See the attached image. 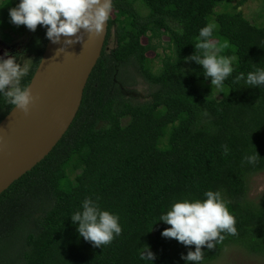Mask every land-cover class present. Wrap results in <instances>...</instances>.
<instances>
[{
  "label": "trees",
  "instance_id": "trees-1",
  "mask_svg": "<svg viewBox=\"0 0 264 264\" xmlns=\"http://www.w3.org/2000/svg\"><path fill=\"white\" fill-rule=\"evenodd\" d=\"M233 1L112 0L104 46L73 121L0 193V264H197L182 258L195 245L162 236L170 225L159 218L175 202L203 201L209 190L221 193L238 234L202 246L199 264H217L235 247L264 259V191L249 195L252 177L264 171V85L234 83L241 72L264 69V17L247 18L241 0ZM18 3L0 0V36L28 34L26 87L48 38L43 25L31 31L11 23ZM211 20L217 55L233 67L219 88L202 65L185 59ZM159 48L167 52L157 55ZM129 69L147 84L144 99L125 93L135 84ZM12 107L0 94V120ZM255 152L260 158L248 163ZM86 198L119 218L122 232L110 244L94 246L72 222ZM145 244L152 261L140 258Z\"/></svg>",
  "mask_w": 264,
  "mask_h": 264
},
{
  "label": "clouds",
  "instance_id": "clouds-1",
  "mask_svg": "<svg viewBox=\"0 0 264 264\" xmlns=\"http://www.w3.org/2000/svg\"><path fill=\"white\" fill-rule=\"evenodd\" d=\"M111 9L112 0H19L18 5L9 10V16L11 23L25 25L31 31H35L38 25L45 26L49 40L59 43L63 36L66 38L64 46H67L83 40L81 29L91 36H100L110 18ZM214 28L215 25L208 24L200 29L196 51L185 59L202 65L204 75L211 77V85L219 88L232 74L233 67L230 58L217 55L219 49L211 39ZM197 50L202 55H197ZM5 55L6 59L0 58V94L14 108L28 114L35 97L29 88L21 86V78L27 75L29 66L26 63L21 66L16 56ZM241 82L248 86L264 85V69L250 71L246 76L243 72L239 73L234 83ZM259 158L255 152L246 160L255 164ZM205 196L203 201L175 202L159 218L170 225L163 230L162 236L174 238L185 246L195 245V251H188L182 258L197 264L203 260L202 246L206 245L209 249L216 247L225 239L221 233L238 234L235 217L230 214L221 193L209 190ZM71 219L74 224L78 223L79 235L96 247L110 244L114 236L122 232L119 218L101 210L90 198L83 201L82 211L72 214ZM140 258L154 260L155 255L147 244L140 249Z\"/></svg>",
  "mask_w": 264,
  "mask_h": 264
},
{
  "label": "water",
  "instance_id": "water-1",
  "mask_svg": "<svg viewBox=\"0 0 264 264\" xmlns=\"http://www.w3.org/2000/svg\"><path fill=\"white\" fill-rule=\"evenodd\" d=\"M107 25L98 37L81 29L83 40L67 46L63 36L59 43L47 39L26 86L35 97L29 113L12 107L0 120V193L42 160L70 126L104 46Z\"/></svg>",
  "mask_w": 264,
  "mask_h": 264
},
{
  "label": "rangeland",
  "instance_id": "rangeland-1",
  "mask_svg": "<svg viewBox=\"0 0 264 264\" xmlns=\"http://www.w3.org/2000/svg\"><path fill=\"white\" fill-rule=\"evenodd\" d=\"M236 1L239 0H235L233 3ZM218 7H220L221 10L225 9L220 5H218ZM226 9L229 10V8ZM238 9H241L244 15L249 19L254 18V16L258 14H261V16L264 17V0H241V6L238 7ZM210 24H213L212 20L210 21ZM8 33L12 36L11 32ZM161 40V42L165 44L168 38L167 36H163ZM27 42L28 34L22 37L14 36L11 40H4L0 36V58L6 59L7 56L5 53H7L9 55L16 56L17 62L20 63L21 66H23L25 63L29 66L31 54L26 51ZM141 42L146 43V37H142ZM113 47L114 37L113 34H111L106 49L109 50ZM164 52L167 51H162V49L159 48L157 50V55H162ZM146 55L151 58L154 57L155 61L158 60L155 57L156 51L150 50L146 53ZM129 74H131L133 77L135 84H133L132 87L125 89V93L137 100L144 99L149 91L147 84L139 76H136L131 69H129ZM250 186V197H256L262 191H264V171L252 177ZM217 264H264V259L259 256L248 254L243 249L235 247L228 248Z\"/></svg>",
  "mask_w": 264,
  "mask_h": 264
}]
</instances>
